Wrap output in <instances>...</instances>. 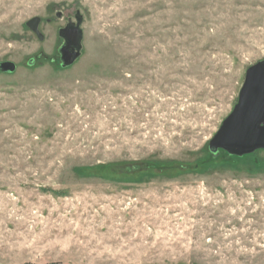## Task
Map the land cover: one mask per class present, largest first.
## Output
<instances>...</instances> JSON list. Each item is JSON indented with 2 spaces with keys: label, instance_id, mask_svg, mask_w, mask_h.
I'll use <instances>...</instances> for the list:
<instances>
[{
  "label": "rangeland",
  "instance_id": "obj_1",
  "mask_svg": "<svg viewBox=\"0 0 264 264\" xmlns=\"http://www.w3.org/2000/svg\"><path fill=\"white\" fill-rule=\"evenodd\" d=\"M263 59L264 0H0V264H264V149L206 151Z\"/></svg>",
  "mask_w": 264,
  "mask_h": 264
},
{
  "label": "water",
  "instance_id": "obj_2",
  "mask_svg": "<svg viewBox=\"0 0 264 264\" xmlns=\"http://www.w3.org/2000/svg\"><path fill=\"white\" fill-rule=\"evenodd\" d=\"M60 15V12L56 13L57 17ZM74 18L75 21L69 19L67 24L58 30L63 43L57 50L62 68L73 64L82 49L81 14L76 12ZM40 21L41 18L32 17L25 23L39 40L43 39V34L38 28ZM14 70L15 63L0 62L1 72L13 73ZM243 79L237 102L208 142L207 149L213 155L221 150L229 156L243 157L258 149H264V59L249 66Z\"/></svg>",
  "mask_w": 264,
  "mask_h": 264
},
{
  "label": "trees",
  "instance_id": "obj_3",
  "mask_svg": "<svg viewBox=\"0 0 264 264\" xmlns=\"http://www.w3.org/2000/svg\"><path fill=\"white\" fill-rule=\"evenodd\" d=\"M206 151H208V149L206 150ZM223 153H225L224 151H223ZM208 154H209V156H210V158H212V159H216L218 156H219V151L217 152V153H215V155H213L210 151H208ZM226 155H228L227 153H225ZM228 157L229 158H225V161H230L231 159H230V157L231 158H241V157H237V156H232V155H228ZM244 157V156H243ZM136 167H138V166H140L139 164L138 165H135Z\"/></svg>",
  "mask_w": 264,
  "mask_h": 264
},
{
  "label": "flooded vegetation",
  "instance_id": "obj_4",
  "mask_svg": "<svg viewBox=\"0 0 264 264\" xmlns=\"http://www.w3.org/2000/svg\"><path fill=\"white\" fill-rule=\"evenodd\" d=\"M68 22V21H67Z\"/></svg>",
  "mask_w": 264,
  "mask_h": 264
}]
</instances>
